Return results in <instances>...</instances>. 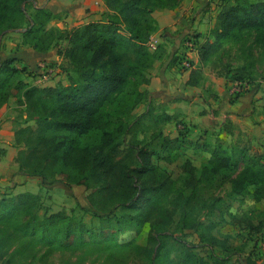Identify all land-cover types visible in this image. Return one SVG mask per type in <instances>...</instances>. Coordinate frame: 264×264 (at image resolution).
<instances>
[{
    "label": "rangeland",
    "instance_id": "1",
    "mask_svg": "<svg viewBox=\"0 0 264 264\" xmlns=\"http://www.w3.org/2000/svg\"><path fill=\"white\" fill-rule=\"evenodd\" d=\"M236 1L239 0H216L215 21L225 5ZM34 6L46 7L40 0L29 2L26 14L30 18ZM54 14L55 18H62L64 13L58 11ZM104 17V14L97 15L95 20ZM28 23L25 20L18 23V28L8 29H5L6 22L0 23V68L4 61L12 60L11 66L20 70V73L8 78L0 69V81L6 79L4 85L8 91L6 100L0 105V108H8L1 122L9 121L10 127L4 130L12 131L14 145L19 149L23 145H18L16 140H22L24 135L19 134L18 129L34 127L35 121L29 118L24 103L20 102L22 92L17 82L36 87L69 83L67 61L61 56L58 60L25 64L23 59H28L31 45L26 42L22 31ZM54 23L53 18L46 29L52 27L68 31ZM153 38L157 41L156 47H148L158 55L143 73L148 82L139 87L147 92L128 114L130 132L120 149H125L130 141L145 144L153 151L152 160L158 167L153 176L159 179L168 176L174 181L170 194L161 202L172 217L159 243L149 239L148 224L138 236L127 230L118 234L112 242L103 243L94 236L99 231L109 235L113 220L109 222L108 217L119 215V209L112 214L97 210L87 198L90 189L84 185L67 186L33 177V183L17 189L16 193L8 188L0 191V198L31 192L38 197L35 208L38 217L44 219L61 212L66 215L64 219L69 221L50 223L46 238L39 235L28 240L21 235L13 236L5 245L1 264H151L154 254L162 257L168 255L169 264H182L185 248L205 264H264V198H255L251 194L254 187H250V194H235L228 182H220L218 178L211 184L198 182L200 168L215 145H221L227 152L233 148H247L250 154L264 151V32L243 31L238 41L221 42L217 51L211 53L206 61L190 59L189 67L183 66L180 59L182 56L188 57L193 51L198 55L196 47L188 54L183 47L184 51H180L182 55L176 56L174 53L169 63L164 64L168 52L162 47L158 36ZM65 47L67 42L61 39L49 50L56 52ZM54 55L57 56L56 53ZM167 66L169 69H166ZM225 66H229L231 72L227 76L219 75ZM191 70L195 71L192 76L195 86L187 84ZM240 74L243 78L234 81L233 77ZM151 75H167L170 86L165 82L163 88L158 84L155 90H148ZM217 86L227 89L223 95L217 94ZM238 94L251 97L253 106L248 123L243 120L246 111L235 113L232 122L222 110L223 105ZM227 96L230 98L227 99ZM198 116H205L202 122H209L207 128L193 130L192 120ZM175 136L179 139L174 140ZM5 138L7 134L1 137ZM194 141H199L196 145L207 143L209 147L195 149ZM133 161L136 162L134 156L127 158L128 163L132 164ZM14 186L12 183L10 188ZM191 192L194 198L189 199ZM185 200H188L187 204H184ZM94 211L103 218L94 216ZM65 223H69L78 234L75 236L76 242L63 240ZM90 235L93 236L89 238ZM152 249H155L153 253Z\"/></svg>",
    "mask_w": 264,
    "mask_h": 264
},
{
    "label": "trees",
    "instance_id": "2",
    "mask_svg": "<svg viewBox=\"0 0 264 264\" xmlns=\"http://www.w3.org/2000/svg\"><path fill=\"white\" fill-rule=\"evenodd\" d=\"M181 1L103 0L107 9L103 19L63 31L46 29L47 23L56 17L48 7L34 6L31 18L27 16L26 5L34 0H0V23H7L5 29L18 28L19 22L27 20L22 34L35 51L46 52L61 39L67 42L63 50H56L67 61V85L36 87L17 82L22 92L20 102L35 121L34 127L18 129L24 135L22 140H16L23 145L16 156L18 168L28 176L49 182L84 185L90 189L89 202L100 212L112 214L119 209V215L108 217L109 222L113 220L110 236L103 231L94 236L103 243L112 242L127 230L138 236L147 224L149 239L159 243L172 217L161 202L170 194L174 181L168 176H153L158 171L152 160L153 151L132 141L125 149L120 148L130 132L128 114L147 92L139 89L148 82L143 73L158 55L147 45L157 29L152 14L158 9L175 8ZM243 31L264 32V0H239L225 5L207 39L201 44L197 42L199 61H206L224 40L238 41ZM12 62L6 60L0 68L8 78L20 73L11 66ZM230 70L225 66L219 75L227 76ZM194 73L191 70L187 80L191 86L196 85ZM242 78L241 74L235 75L233 80ZM4 83L6 79L0 81V105L8 96ZM202 146L209 147L203 143L195 149ZM133 156L136 162L128 163L127 158ZM216 178L228 182L235 194H250V187H254L251 194L264 198V151L250 154L247 148L227 152L219 144L211 147L198 182L211 184ZM8 196L11 195L0 198V261L13 236L28 240L39 235L46 238L50 223L69 221L61 212L44 219L38 217V197L32 193ZM187 203L185 200L184 204ZM93 214L103 218L95 211ZM77 235L65 223L63 240L74 243ZM185 249L182 264H205ZM151 264H169L168 255L154 254Z\"/></svg>",
    "mask_w": 264,
    "mask_h": 264
},
{
    "label": "crops",
    "instance_id": "3",
    "mask_svg": "<svg viewBox=\"0 0 264 264\" xmlns=\"http://www.w3.org/2000/svg\"><path fill=\"white\" fill-rule=\"evenodd\" d=\"M40 2L44 6L50 8L53 13H57L58 11L63 12L62 18H54V25L68 30L75 26L94 21L97 15L107 13L103 0H40ZM214 2H216V0H182L175 8L158 9L153 12L152 15L155 19L157 29L152 34V37L158 36L159 42L163 44L162 47L166 50V53L170 52V55L168 53L166 54L164 64L169 63L172 54L175 53L176 55H180V51L183 50V47L185 48V51H183L186 52V47L184 45V39L186 37L191 35L195 36L199 44L207 39L209 28L215 21L216 13L214 11ZM30 51L31 53H29L28 59H23L25 64L39 62V60L59 59L57 54V56L54 55L56 52L53 50L37 52L33 48H30ZM188 51L187 49V54ZM189 54V59H193L196 62L199 61L196 51ZM168 67L169 66H167L166 69H169ZM188 72H185V74ZM168 80L167 75L163 77H154L151 75L149 76L148 90H155L158 84L163 88L165 82L170 86ZM189 87L191 88V86ZM215 90L217 94L221 96L227 89H225L224 86H217ZM177 92H179V90ZM229 98L230 96H227V99ZM252 106L250 96L239 95L235 98L231 97L229 103L223 105L222 110L226 113L225 117L231 118L230 120H232V122L235 120V113L246 111L243 114V120L247 122L251 118L250 113L252 111ZM7 109V107L0 108V191L4 192V190L8 188L11 192L13 191L16 193L17 189L23 188L28 183H33L34 179L33 176H28L20 171L15 162L19 148L14 145L12 131L4 130L10 127L9 121L3 124L1 122V120L4 119H2V117L7 112ZM11 118H13V116ZM203 118H205V116H198L192 120L193 130L207 128L206 126L209 125V122L208 124L202 122ZM3 134H7V138L1 139ZM12 183L15 184L14 188H10Z\"/></svg>",
    "mask_w": 264,
    "mask_h": 264
},
{
    "label": "built area",
    "instance_id": "4",
    "mask_svg": "<svg viewBox=\"0 0 264 264\" xmlns=\"http://www.w3.org/2000/svg\"><path fill=\"white\" fill-rule=\"evenodd\" d=\"M156 39H154L153 37L150 38L149 42H148V46L150 48H155L156 47ZM197 38L195 36H188L184 39V45L186 47V49H188L189 51L191 50H196L197 48ZM196 47V48H195ZM182 55V54H181ZM180 61L182 62V65L185 66V67H189V62H190V59L186 56H182V60L180 59ZM236 92H239L236 91Z\"/></svg>",
    "mask_w": 264,
    "mask_h": 264
}]
</instances>
